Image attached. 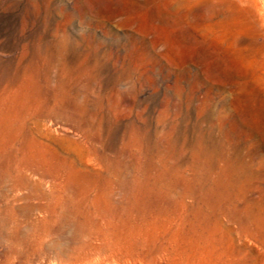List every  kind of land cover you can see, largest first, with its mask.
Wrapping results in <instances>:
<instances>
[{
  "label": "rangeland",
  "instance_id": "374dc122",
  "mask_svg": "<svg viewBox=\"0 0 264 264\" xmlns=\"http://www.w3.org/2000/svg\"><path fill=\"white\" fill-rule=\"evenodd\" d=\"M0 264H264V0H0Z\"/></svg>",
  "mask_w": 264,
  "mask_h": 264
}]
</instances>
